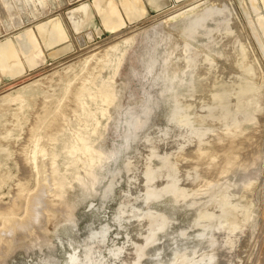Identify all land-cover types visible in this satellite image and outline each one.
<instances>
[{
  "label": "rangeland",
  "instance_id": "1",
  "mask_svg": "<svg viewBox=\"0 0 264 264\" xmlns=\"http://www.w3.org/2000/svg\"><path fill=\"white\" fill-rule=\"evenodd\" d=\"M97 1L0 0V264H264V0Z\"/></svg>",
  "mask_w": 264,
  "mask_h": 264
},
{
  "label": "bare ground",
  "instance_id": "2",
  "mask_svg": "<svg viewBox=\"0 0 264 264\" xmlns=\"http://www.w3.org/2000/svg\"><path fill=\"white\" fill-rule=\"evenodd\" d=\"M148 1L150 2L151 8L155 10H161L168 4V0ZM119 3L121 4L124 15L126 16L125 19L128 21L143 19L146 16L147 11L142 0H120ZM95 4L101 17L102 26L106 31L116 32L125 26L126 21L124 16H122L117 5H115L111 0L106 2H104V0H98ZM78 11L80 12V9ZM38 29L39 35L47 49H53L60 46L67 40L66 33L59 22L55 21L54 23L53 21L51 25L45 24L44 26L38 27ZM85 43L87 44V42ZM70 49V46H65L64 48L53 52L51 56L57 57ZM19 52H22L25 56L24 59L26 63H22ZM38 52L35 37L32 33H26L16 43L11 41L0 43L1 74L9 77H16L22 72L25 66H35L41 64L44 59L38 58Z\"/></svg>",
  "mask_w": 264,
  "mask_h": 264
}]
</instances>
